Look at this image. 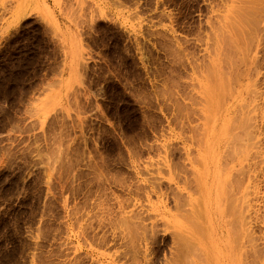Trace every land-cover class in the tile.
I'll use <instances>...</instances> for the list:
<instances>
[{"label":"rangeland","instance_id":"obj_1","mask_svg":"<svg viewBox=\"0 0 264 264\" xmlns=\"http://www.w3.org/2000/svg\"><path fill=\"white\" fill-rule=\"evenodd\" d=\"M263 6L0 0V264H264Z\"/></svg>","mask_w":264,"mask_h":264},{"label":"bare ground","instance_id":"obj_2","mask_svg":"<svg viewBox=\"0 0 264 264\" xmlns=\"http://www.w3.org/2000/svg\"><path fill=\"white\" fill-rule=\"evenodd\" d=\"M253 3H254V2H253ZM255 4H256V3H255ZM246 7H247V6H246ZM263 9H264V6H263ZM250 10H251V9H250ZM245 12H248V10L246 9ZM254 12H255V11H254ZM263 12H264V11H263ZM239 13H240V12H239ZM251 13H252V12H251ZM256 13H257V12H256ZM236 14H237V13H236ZM259 14H260V13H259ZM239 15H240V14H239ZM248 15H249V13H248ZM248 15H247V17H248ZM252 15H253V14H252ZM252 15H250V16H252ZM255 15H256V14H255ZM236 17H237V16H236ZM243 18H244V17H243ZM243 18H242V19H243ZM244 19H245V18H244ZM249 20H250V19H249ZM246 21H247V20H246ZM252 21H253V20H252ZM255 21H256V19H254V22H255ZM240 22H241V21H240ZM246 23H247V22H246ZM256 23H257V22H256ZM256 23H255V24H256ZM256 25H258V23H257ZM246 27H247V26H246ZM255 27H257V26H255ZM254 33H255V32H254ZM247 34H248V33H247ZM251 37H252V36H251ZM246 40H247V39H246ZM236 45H237V44H236ZM250 119H251V118H250ZM250 124H251V123H250ZM251 125H252V124H251ZM253 127H254V126H253ZM238 129H240V128H238ZM245 129H246V128H245ZM243 131H244V130H243ZM245 131H248V129L245 130ZM240 132H242V131H240ZM249 133H250V131L248 132V134H249ZM246 134H247V132H246ZM246 134H244V137H245ZM239 135H240V134H239ZM237 136H238V134H237ZM242 136H243V132H242ZM242 136H241V137H242ZM235 137H236V136H235ZM244 137H243V138H244ZM250 137L252 138V136H250V135H249V138H248V136H247V138L251 141ZM237 138H238V137H237ZM237 138H236V139H237ZM243 138H242V140H243ZM244 139H245V140H248V139H246V137H245ZM254 139H255V138H253V140H254ZM237 140H238V139H237ZM242 140H241L240 142H241V143H244L245 141L243 140V142H242ZM248 142H249V141H248ZM238 145H239V144H238ZM252 145H253V143H252ZM255 145H256V144H255ZM242 146H244V145H242ZM256 146H257V145H256ZM240 147H241V146H240ZM253 147H255V146H253ZM256 148H258V147H256ZM240 149H241V151H242V149H244V148L241 147ZM239 151H240V150H239ZM244 167H246V166H244ZM242 168H243V167H242ZM240 169H241V168H240ZM243 169H244V168H243ZM243 169H242V170H243ZM238 171H240V170H238ZM238 171H237V172H238ZM243 172L246 173L245 170H243ZM243 172H242V171H241L240 173L238 172L237 175L239 174V175H243V176H244V173H243ZM241 173H243V174H241ZM232 176L234 177L235 174H232ZM246 176H247V175L245 174V177H246ZM236 177H237V176H236ZM241 177H242V176H241ZM234 179L237 181L238 178L236 179V178L234 177ZM234 179L231 178V180H230V185H231V181H232V180L234 181ZM241 179H242V178H241ZM241 179H240V180H241ZM196 181H197V180H196ZM242 182H243V181H241V184H242ZM199 184H200V182H199ZM232 184H233V182H232ZM234 184H236V183L234 182ZM241 184L239 185V187H237L238 190H239V188L242 187ZM196 185H197V184H196ZM236 185H238V184H236ZM236 185H234V186L231 185L232 187H230V188L236 187ZM243 185H244V184H243ZM228 186H229V185H228ZM196 188H198V187H196ZM234 189H235V188H234ZM234 189H233V190L231 189V190L234 191ZM173 190H174V189H173ZM173 190H172V191H173ZM175 190H176V189H175ZM198 190H199V189H198ZM231 190H230V191H231ZM235 190H236V189H235ZM238 190H237V191H238ZM174 192H175V191H174ZM235 192H236V191H234L233 193H235ZM228 193H229V192H228ZM233 193H231V195H230V196H231L230 199L228 198L229 200H232V199L236 196V194L239 195L238 192H236L234 195H232ZM171 194H173V192H172ZM247 194H248L247 189H246V191H245V193H244V189L242 188L241 196H240V199H239V204L237 203L238 205H240V202H242V207H241V209H240V213H235V212H234L235 214H234V213H233V214H234V217H235V218H234V217H231V218H234V219H232L233 221H231V222H233V223H230V225H231V224L233 225V224H235V223H236L237 225H241V227H242L241 232H240L241 234H240L239 232H237V233H239L240 235H243V233L246 231V230H244L243 228H244L245 225H247V224H246V219H247V218H246V216H245V210H244V209L247 208V207H246L247 205H244V203H246V195H247ZM184 195H185V194H184ZM171 197H172V195H171ZM174 197H176V198L178 199V200H177V199L175 198V199L177 200L176 203H175V205L177 204L176 207H177V208H181V204H182V206H183V202H182L183 200H180V199H182L184 196L182 195V198H181V194L178 193V192H176V195H175V193H174V196H173L172 198H174ZM185 197H186V196H185ZM232 197H233V198H232ZM172 198H171V199H172ZM200 198H201V197H200ZM231 198H232V199H231ZM185 199H187V198H185ZM235 199H236V198H235ZM235 199H233V202L230 201V203H228V204H231V202H232V204L234 205ZM229 200H228V202H229ZM172 201H173V200H172ZM180 201H181V203H180ZM185 201H187V200H185ZM199 202H200V201H199ZM199 202H198V206L200 205ZM226 202H227V201H226ZM184 203H185V202H184ZM187 204H188V203H187ZM233 205H231V206L233 207ZM228 206H230V205H228ZM231 206H230V208L228 207L229 210H227V212H230V211H231V214H230V215L233 216V214H232L233 211H232V209H231V208H232ZM238 207H239V206H237V207L235 206L234 211L237 212V208H238ZM245 207H246V208H245ZM177 208H176V209H177ZM184 208H185V207H184ZM196 208H197V206H196ZM178 210H180V209H178ZM182 210H184V209H182ZM238 210H239V209H238ZM188 211H189V210H188ZM246 211H247V210H246ZM189 213H190V212H189ZM189 213H187V214H189ZM196 213H197V212H196ZM200 214H201V213H200ZM237 214H239L238 217H237ZM247 214H248V213H247ZM191 215H192V214H191ZM193 215H194V213H193ZM227 215H229V213H228ZM191 217H192V216H191ZM227 217H228V216H227ZM225 218H226V217H225ZM188 219H189V218H188ZM200 219H201V218H200ZM190 220H191V219H190ZM226 220H227V219H226ZM237 225H236V226H237ZM230 227H233V228H234L235 225H234V226H230ZM230 227H228V228H230ZM237 227H238V226H237ZM237 227H235L236 230L233 229V228L230 229V230H231V231H232V230H234V231H240L239 228H237ZM118 228H119V227H118ZM198 228H199V227H198ZM135 229H136V228H135ZM195 229H196V228H195ZM199 229H200V228H199ZM237 229H238V230H237ZM200 230H201V229H200ZM200 230H199V231H200ZM196 231H198V230L196 229ZM128 232H129V231H128ZM173 233H174V232H173ZM180 233H181V232H180ZM232 233H233V232H232ZM129 234H130V233H129ZM175 234H176V233H175ZM239 234H238V235H239ZM176 235H177V234H176ZM176 235H175V236H176ZM198 235H199V232H198ZM236 235H237V234H235V236H236ZM246 235H247V234H246ZM173 236H174V235H173ZM180 236H181V234H180ZM182 236H183V235H182ZM182 236H181V238H180V241H181V239H182ZM199 236H201V234H200ZM233 236H234V235H233ZM203 237H204V236H203ZM238 237H240V236H237V237H235V238H236V240L239 241L240 238H238ZM245 237H246V236H245ZM172 238H173V237H172ZM176 238H177V236H176L174 239H176ZM186 238H187V237H186ZM174 239H173V240H174ZM195 239H196V238H195ZM185 240H186V239H185ZM190 240H191V239H190ZM177 241H178L179 244H180V241H179V240H176V242H177ZM182 241H183V240H182ZM187 241H188V240H187ZM240 241H241V240H240ZM178 242H177V243H178ZM235 242H236V241H235ZM172 243H173V242H172ZM236 243H238V242H236ZM174 244H176L175 241H174ZM182 244L184 245V242H183ZM185 244H186V243H185ZM243 244H244V243H243ZM134 245H135V244H134ZM180 245H181V244H180ZM188 245H189V244H188ZM195 245H196V244H195ZM245 245H246V244H245ZM245 245H244V246H245ZM173 246H174V245H173ZM175 246H176V245H175ZM184 246H185V245H184ZM189 246H190V245H189ZM244 246H243V247H244ZM187 247H188V246H187ZM187 247L185 246V249H189V248H191L192 246L189 247V248H187ZM237 247H238V244H237ZM241 247H242V245H241ZM174 248H175V247H174ZM176 248L178 249V247H176ZM183 248H184V247H183ZM193 248H194V247H193ZM192 250H193V249H192ZM195 251H196V250H195ZM183 253H184V252H183ZM183 253H182V254H183ZM186 253H187V251H186ZM191 253L193 254L192 251H191ZM180 254H181V253H180ZM189 254H190V252H189ZM194 254H195V253H194ZM244 254H245V253H244ZM184 255H188V254H184ZM245 255H246V254H245ZM188 257H189V256H188ZM194 257H195V256H194ZM147 258H148V257H147ZM174 258H175V257H174ZM176 258H177V257H176ZM186 258H187V257H186ZM183 259H184V258H183ZM136 260H137V259H136ZM143 260H144V262H146V264H150V260H149V259H146V257H144ZM200 260H201V259H200ZM201 261H202V260H201ZM144 262H143V263H144ZM151 262H152V261H151ZM242 262H243V261H242ZM244 262H246V260H245ZM181 263H182V262H181ZM187 263H188V262H187ZM205 263H206V262H205ZM188 264H189V263H188ZM243 264H244V263H243Z\"/></svg>","mask_w":264,"mask_h":264}]
</instances>
